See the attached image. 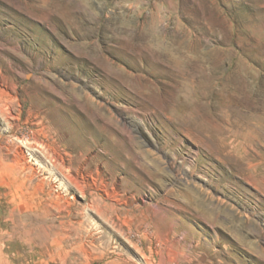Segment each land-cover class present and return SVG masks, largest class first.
<instances>
[{
	"label": "rangeland",
	"instance_id": "obj_1",
	"mask_svg": "<svg viewBox=\"0 0 264 264\" xmlns=\"http://www.w3.org/2000/svg\"><path fill=\"white\" fill-rule=\"evenodd\" d=\"M23 232L264 264V0H0V249L49 261Z\"/></svg>",
	"mask_w": 264,
	"mask_h": 264
},
{
	"label": "bare ground",
	"instance_id": "obj_2",
	"mask_svg": "<svg viewBox=\"0 0 264 264\" xmlns=\"http://www.w3.org/2000/svg\"><path fill=\"white\" fill-rule=\"evenodd\" d=\"M22 234L21 236L27 238L26 242L29 243L33 251L39 250L38 255H40L41 258H48L49 261L44 264H66L68 259H72V254H76V257L72 260H74V262L78 261V264H100L103 261L104 254L99 248H87L83 244L78 245L77 243L75 247L70 246V251L63 253L64 244L72 240V237L69 235L47 233L43 236L31 238L26 232ZM76 236V241L81 242L82 237L79 234ZM0 264H12L10 262V256L5 255L3 249H0Z\"/></svg>",
	"mask_w": 264,
	"mask_h": 264
}]
</instances>
